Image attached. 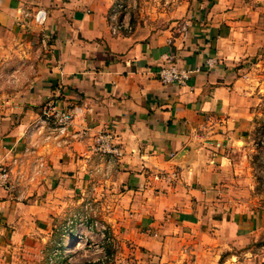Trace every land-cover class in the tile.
Segmentation results:
<instances>
[{
	"label": "crops",
	"instance_id": "1",
	"mask_svg": "<svg viewBox=\"0 0 264 264\" xmlns=\"http://www.w3.org/2000/svg\"><path fill=\"white\" fill-rule=\"evenodd\" d=\"M39 10L44 24L34 20ZM115 11L112 0H0V28L32 37L24 44L36 43L40 58L23 95L0 111V165L15 172V161L44 163L17 192L0 187V264L42 259L56 233L49 226L80 194L94 197L123 248L116 264H240L230 251L263 219L240 210L246 189L231 165L251 128L252 92L219 50L264 36L253 7L215 0L207 10L174 11L178 19L161 28H132L112 20ZM168 58L201 71L163 84ZM49 102L75 112L60 146L29 134ZM101 130L114 135L119 155L90 153Z\"/></svg>",
	"mask_w": 264,
	"mask_h": 264
},
{
	"label": "rangeland",
	"instance_id": "2",
	"mask_svg": "<svg viewBox=\"0 0 264 264\" xmlns=\"http://www.w3.org/2000/svg\"><path fill=\"white\" fill-rule=\"evenodd\" d=\"M240 1L253 7L254 24L264 32V0ZM214 3L215 0H112V9H117V19L132 28H161L178 19L172 17L174 11L185 12L201 5L207 10ZM188 20L191 21L190 17ZM31 38L0 28V111L17 101L30 83L29 73L40 60L36 43L24 44ZM238 41L240 46L234 44L226 52L219 50L220 60L231 62L221 64L245 78L252 92L251 128L231 152V165L239 179L237 186L241 191L246 189L241 198H245L247 205L243 208V204L240 210L262 215L263 219L258 229L237 240L230 252L236 254L240 264H264V36L260 34L251 43L244 38ZM92 176L99 177L96 173ZM90 197L94 199L92 195L80 194L79 205L72 209L64 207L60 219L53 220L49 229L56 233L43 242V258L35 264H116L117 258L122 257L123 248L104 224L102 214L89 202ZM77 242L82 247L75 249ZM68 247L71 251L66 253Z\"/></svg>",
	"mask_w": 264,
	"mask_h": 264
},
{
	"label": "built area",
	"instance_id": "3",
	"mask_svg": "<svg viewBox=\"0 0 264 264\" xmlns=\"http://www.w3.org/2000/svg\"><path fill=\"white\" fill-rule=\"evenodd\" d=\"M115 10V15H117V9ZM45 19L46 14L42 10H39L34 16V20L37 24H44ZM112 20H116V16L113 17ZM121 27L122 23L117 27L112 26L111 32L115 33L117 28ZM168 60L169 62L161 66L158 71V78L163 84L182 85L189 80L191 76L201 71L200 67L181 68L177 64L171 62V58H168ZM214 64L215 62H207L208 67H212ZM74 115V111L63 110L57 107L53 102H49L43 107L41 116L32 124L29 134L31 136H36L37 140H40L43 145H63L69 137V126ZM35 147H37V145L29 149V153H32ZM90 153H92V155H107L110 157L120 154L118 144L114 141V135L106 130H101L92 136ZM13 164L15 165V172L9 166L0 165V187L9 192H17L22 182H32L40 175L44 167V163L40 159H38L35 169H32L31 166L26 168L20 161H15ZM172 176L175 177V174Z\"/></svg>",
	"mask_w": 264,
	"mask_h": 264
},
{
	"label": "bare ground",
	"instance_id": "4",
	"mask_svg": "<svg viewBox=\"0 0 264 264\" xmlns=\"http://www.w3.org/2000/svg\"><path fill=\"white\" fill-rule=\"evenodd\" d=\"M80 247H82V243H80V242L75 243V245H74V248H75V249H76V248H80ZM68 248H69V247H68ZM68 251H71V248H69L68 250H66V253H67Z\"/></svg>",
	"mask_w": 264,
	"mask_h": 264
}]
</instances>
